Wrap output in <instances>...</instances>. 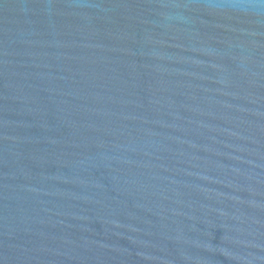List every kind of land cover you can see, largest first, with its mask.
I'll list each match as a JSON object with an SVG mask.
<instances>
[{"label":"water","instance_id":"obj_1","mask_svg":"<svg viewBox=\"0 0 264 264\" xmlns=\"http://www.w3.org/2000/svg\"><path fill=\"white\" fill-rule=\"evenodd\" d=\"M0 264H264V0H0Z\"/></svg>","mask_w":264,"mask_h":264}]
</instances>
